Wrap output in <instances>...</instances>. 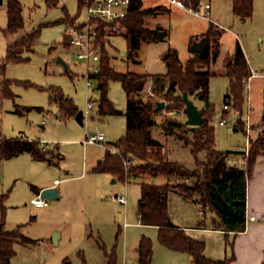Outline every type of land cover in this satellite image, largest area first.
<instances>
[{
	"label": "rangeland",
	"instance_id": "obj_1",
	"mask_svg": "<svg viewBox=\"0 0 264 264\" xmlns=\"http://www.w3.org/2000/svg\"><path fill=\"white\" fill-rule=\"evenodd\" d=\"M21 3L25 25L17 33L6 31V2L0 5V136L32 137L50 127L54 128L56 135L59 130L75 125L85 140L87 134H104L107 145H110L108 149H112V143L126 133L127 120L124 112L127 93L120 81L111 80L108 98L122 113L104 115L101 118V92L96 91L97 83L93 81L88 91L86 64L78 59L77 50L66 44L67 26L62 21L65 11L81 22L87 17L86 9L79 10L78 0H59L55 7L49 6L47 0H21ZM207 3L211 5L212 22L185 9L173 7L164 0H143L144 9L160 5L166 7L156 19L146 18V27L155 28L153 21H156L162 27L160 33L165 35L157 41H142L135 52L124 31L118 30L106 37L105 48L111 58V66L118 73L162 74L167 72L163 57L169 49L176 50L182 63L188 62L196 56L192 49L193 44L198 41L197 38L201 40L212 25L215 33L210 41L211 64L204 65L202 69L210 67L217 73L210 84V101L217 112L213 122L216 148L219 151L235 150L246 145L247 136L242 131L219 124L218 116L223 113L230 90V80L224 73L227 62L233 57L240 43L246 48L251 67L264 74V0H254L253 16L245 20L234 15L232 0H199L201 6ZM216 11L220 14L219 17L216 16ZM43 24L34 50H25L22 61H8L5 71L2 72L8 46L23 34ZM7 83V92L10 94L4 95L3 90ZM52 86L61 88L67 97L75 101L79 110L84 112L89 99L95 102L94 108L85 116L83 126L74 117L62 118L59 104L51 100L49 89ZM147 89L149 84L143 92L144 97ZM248 94L254 108L253 123L264 124V76L254 77L245 87L244 112ZM192 98L198 107L203 105L196 97ZM231 105L233 108V102ZM232 113L229 115H233ZM168 116L187 121L184 111L171 114L160 112L156 117L157 123L152 128L154 138L163 144L169 160L177 161L192 171L197 169L203 174L204 164L209 162L207 154L203 152L199 155L200 166L196 167L191 146L186 145L176 135L165 132L163 126ZM262 132L264 126L257 128L252 137L256 138ZM187 135L192 136L191 133ZM92 146L90 149L96 155L107 149H101L98 144ZM59 148L58 153L66 155V158L62 163L54 165L55 169H47L43 162H33L28 155L1 161L4 175H0V197L6 196L5 230L14 231L20 228L22 234L32 240L28 243L21 240L16 242V255L11 264H107L106 253H112L113 250L117 255V264H139L138 248L143 237L153 241L151 264H194L189 254L171 250L159 241L158 227L142 225L139 222L142 183L163 185L168 182L166 176H140L129 179L128 182L113 183L115 178L93 172L91 166L82 173L83 161L87 158L82 154V145H60ZM228 164L243 166L234 162ZM52 173L59 177H73L60 186L57 181L56 187L61 190L65 188L69 196L62 199L63 209L55 212L46 211V207L37 209L32 204V199L37 195L34 188L51 179ZM196 181L194 177L186 180L188 184ZM115 192L126 196V205H120L111 199ZM169 197V212L174 224L195 226L199 225L198 221L195 222L197 214L201 222L209 220L213 215L203 205L198 193L187 196L172 189ZM54 202L56 201H51L50 204Z\"/></svg>",
	"mask_w": 264,
	"mask_h": 264
},
{
	"label": "trees",
	"instance_id": "obj_2",
	"mask_svg": "<svg viewBox=\"0 0 264 264\" xmlns=\"http://www.w3.org/2000/svg\"><path fill=\"white\" fill-rule=\"evenodd\" d=\"M90 0H78L79 10ZM199 5V0H193ZM59 0H47L49 6L55 7ZM8 14V33H17L24 29V17L22 14L21 0H6ZM163 8L161 6L144 9L143 0H133L128 16L121 20L118 29L124 31V35L133 50L139 49L142 41H157L159 31L146 27V18L157 15ZM233 12L240 19H250L254 12V0H233ZM62 21L71 20L69 25L76 22L77 17L70 18L65 11ZM33 29L22 35L18 40L8 46L7 57L2 67L5 71L8 61H22L25 50L33 51L40 35L41 27ZM99 41L103 47L101 72L98 76L99 91L101 92L100 113L102 115L121 114L112 101L108 98L109 82L120 81L127 93V106L125 116L127 120L126 133L113 143L116 153L107 152L103 161L94 168L96 173H109L117 181H127L140 176L159 177L166 176L169 181L163 185L142 183L141 199L139 205V222L146 226L159 228V241L167 248L187 253L191 256L194 264H230L232 258L221 261H213L206 257V244L204 241L191 237L186 230L176 226L169 212V194L172 189H177L184 195L193 196L200 194L202 203L208 207L216 218L212 221V227L226 233H239L246 228V199L247 183L252 175L257 157L264 153V132L251 139L250 154L244 166L229 165L228 158L242 155L241 151H219L216 148V133L213 124L217 112L214 104L210 101V84L212 77L216 76L210 67L202 69L204 65L211 64L210 41L215 31L211 25L203 38L206 39L205 51L196 53V56L186 63L179 60L178 53L169 49L163 59L167 64L165 74H135L118 73L111 66V58L105 48L106 37L114 33L115 26L100 23ZM224 75L229 78V94L226 103L233 102V109L238 112L244 111L246 87L245 79L251 76V69L246 55L240 43L236 47L235 54L227 62ZM151 84L150 92L144 97L142 92ZM8 83L3 92L10 94ZM51 100L59 104L63 119L75 117L79 108L76 103L67 97L63 90L58 87H50ZM184 93L189 98L196 97L204 102L201 110L204 123L201 126H190L186 122L168 116L164 122V130L167 134L176 135L188 146H191L192 154L196 159V167L200 166L199 155L207 154L205 171L200 174L197 169L191 170L185 165L171 161L164 153L163 144L154 138L152 128L156 125L155 117L162 111L171 114L184 111L186 105L183 99ZM194 101V100H193ZM165 102L166 106L156 111L157 103ZM195 102V101H194ZM236 131L246 134L245 125L239 122ZM191 133L192 136L187 135ZM29 153L35 160H46L42 152L40 142L28 139H11L0 143V157L8 159ZM194 177L197 181L188 184L187 179ZM233 199L238 201L236 209L238 214L230 213L224 200ZM6 196L0 197V264H11L16 255L15 244L18 240L31 242L24 236L21 229L14 231L5 230L6 208L4 201ZM104 248V247H103ZM139 264H151L153 259V241L143 237L140 241ZM107 264H117V255L106 253ZM264 264V263H263Z\"/></svg>",
	"mask_w": 264,
	"mask_h": 264
},
{
	"label": "crops",
	"instance_id": "obj_3",
	"mask_svg": "<svg viewBox=\"0 0 264 264\" xmlns=\"http://www.w3.org/2000/svg\"><path fill=\"white\" fill-rule=\"evenodd\" d=\"M160 6L163 8V10L166 8L164 5H160ZM232 6H233V0H232ZM178 9H180V8H178ZM232 11H233V7H232ZM159 14H160V12L157 15L151 16L152 20L156 19V17ZM211 15H212V11H211ZM216 16H218V17L220 16L218 11H216ZM65 17L66 16H64V18ZM236 17H238V16H236ZM70 18H74V17H72L70 15ZM76 22H78V18L76 19ZM153 22H154L153 24H154L155 28H153L152 30H157L160 33V31L162 30V27L156 21H153ZM65 23H66V26L69 25L68 21ZM147 28H149V27H147ZM164 35H165V33H163V36ZM197 40L199 41L200 39L197 38ZM241 46L244 50L248 64L250 66L251 76L254 75L251 79H254V77L255 78L263 77L264 74L259 73L255 68L251 67V63L248 59V54H247L246 48L244 45H241ZM190 60H191V58H190ZM60 61H62V60H60ZM162 74H165V73H162ZM247 86H248V84L246 83V87ZM150 88H151V84H149V89H147L146 93L150 92ZM143 92H142V94H143ZM250 95H251V93H250ZM250 95H249V97H250V103H251V96ZM0 102H2V101L0 100ZM204 105L205 104L203 102V105L201 107H198V106L197 107L199 109H202L204 107ZM262 106H264V103ZM262 109L264 111V108H262ZM60 112H61V110H60ZM84 114H85V112H84ZM99 115L101 118L104 117V115H102L100 112H99ZM157 115H160V113ZM157 115H156V117H157ZM85 116H86V114H85ZM251 116H252V125L253 126H252L250 140L252 138H254V136L252 137V134L256 133L257 128L264 126V124L253 123V111L251 112ZM156 117H155V120H156ZM263 120H264V112H263L262 122H263ZM156 123H157V121H156ZM76 127L78 128V126H75V125L72 126L71 128H63L62 130H59V134H56V135L54 134V128L50 127L48 129H45L44 131H41L39 133L40 135L38 134V135L32 136V137L22 135V136H16V137H12V138L0 136V138L9 139V140H11V139H20V140L28 139V140L39 141L40 146L42 148V152L46 156V160H43V161L35 160L32 157V155L29 153H23L21 155H28L32 159L33 162L45 163V165L47 166V169L48 168L49 169H55L54 165H56L57 163L60 164L65 160L66 155L58 153L59 149H60L59 148L60 145H67L69 147L75 146V145H82V148H81L82 154L85 158L87 157L83 161L82 173L84 174V172L88 171L89 166L92 167V171L94 172V168L99 164L100 161H103L105 159L108 151L114 153L115 147L114 146L111 147L112 149L107 148L105 150V152H103V153L101 152L100 154L96 155L94 150L90 149V146L93 147L92 144H85L84 142H82L83 140L85 141V139L83 137V134L79 130H76L77 129ZM87 135H86V137H87ZM113 143H112V145H113ZM107 146L110 147L109 144ZM99 147H101V146H99ZM245 147H246V145L239 147L235 150H227V151H240L241 152V151L245 150ZM101 149H105V148L101 147ZM164 153H165V151H164ZM92 157H93V160L91 161L90 158H92ZM238 157H240V155ZM59 167H61V166H59ZM83 174H81L80 177H82ZM100 174H106V175H109L110 177L114 178L109 173H100ZM0 175L1 176L4 175L2 165L0 167ZM72 179H73V177H70V175H67L64 177H59L57 174L52 173L51 179H49L45 183L40 184L38 187H36L34 189L36 191V194H38V193H41L42 190H44L45 188L56 187L57 181L60 182V184H59V186H60L63 182H67V181H70ZM168 181H169V179H168ZM116 182H118V181L116 180L114 182V180H113V183H116ZM125 182H128V180ZM57 188H58V191L60 194V198L55 200L56 202H54L53 204H49L48 206H46V208H48V210H46V211L55 212V211L63 209L64 204H63L62 199H64V197H66V196L68 197L69 194L65 188L63 190H61L59 187H57ZM169 201H170V197H169ZM50 203H51V201H50ZM169 206H170V203H169ZM42 208H44V207H42ZM42 208H37V209H42ZM211 213H213V212L211 211ZM252 216H254L256 218L254 221H250V217H252ZM214 218H216L215 213H213V215L211 216V218L209 220H207V221L205 220V221L201 222V221H199L200 216H199V214H197L195 222L198 221L199 225H195V226H193V225H179V224H175V225L186 230V232L191 237L198 239V240H201V241H204L206 244L205 255L210 260L221 261V260H224L226 258H232V261L230 262V264H263L264 263V153L260 154L257 157L256 163H255L254 168H253L252 175L248 179V183H247V199H246L247 223H246L245 230L242 232H239V233H234V232L226 233L222 230L214 229V227H212V225H211ZM59 238H60V235H59Z\"/></svg>",
	"mask_w": 264,
	"mask_h": 264
},
{
	"label": "built area",
	"instance_id": "obj_4",
	"mask_svg": "<svg viewBox=\"0 0 264 264\" xmlns=\"http://www.w3.org/2000/svg\"><path fill=\"white\" fill-rule=\"evenodd\" d=\"M169 5L185 9L193 13L197 17L205 18L212 22L211 5L209 3L201 6L195 5L193 0H164ZM6 0H0V5H4ZM133 0H90L84 8L87 12V17L81 22H75L73 25H68L66 29L67 39L66 44L74 47L77 50V57L79 60L85 62L87 67V89L88 91L93 85V81L97 83L96 91H99L98 76L101 72V62L103 55V47L99 41L100 23H107L108 25L115 26V30H119L118 26L122 19L126 18L130 12ZM254 75L245 79L244 82L249 85V81ZM95 106V102L91 99L88 100L87 109L85 114H89L90 110ZM1 107V102H0ZM232 109V110H231ZM252 105L250 103V97L247 98L246 112H238L232 108L231 103H226L223 106V113L218 116L219 124L221 126L234 129L235 131L239 127V122H243L245 125V131L247 136V143L243 154L238 158L229 157V163H237L241 165L246 164V159L250 154V136L252 131ZM233 112V115H229ZM8 139L0 138V143ZM85 144H98L103 148H108L106 138L104 134L88 135ZM116 153V151H114ZM2 158L0 157V167ZM111 199L121 205L127 204V198L124 194L113 193ZM32 204L35 208L46 207L50 204L48 199L42 197L41 193H38L36 197L32 199ZM247 219V218H246ZM254 216L250 217V221H254ZM247 223V220H246Z\"/></svg>",
	"mask_w": 264,
	"mask_h": 264
},
{
	"label": "water",
	"instance_id": "obj_5",
	"mask_svg": "<svg viewBox=\"0 0 264 264\" xmlns=\"http://www.w3.org/2000/svg\"><path fill=\"white\" fill-rule=\"evenodd\" d=\"M163 33H160L159 37H162ZM205 42L206 39L202 38L200 41H197L193 44V51L196 53H203L205 51ZM183 99L185 102V109L184 113L187 116V124L190 126H201L204 123V117L202 115L201 110L197 107L196 103L189 98L187 93H184ZM166 103L165 102H158L156 111H160L163 108H165ZM84 119H85V114L84 111L79 110L78 113L75 115V120L81 125H84ZM116 180L114 179V182ZM41 195L43 198L48 199L49 201H55L60 198V194L58 191L57 187L53 188H45L42 190ZM225 205L227 206L228 210L230 211L231 214L236 216L238 214V211L236 209V204L238 201L233 199L232 193L230 194V200L226 201L224 200ZM59 238V235H57ZM55 241L57 239L55 238Z\"/></svg>",
	"mask_w": 264,
	"mask_h": 264
}]
</instances>
